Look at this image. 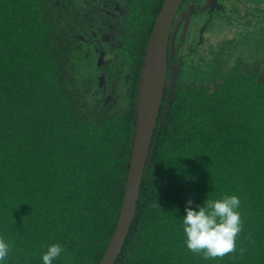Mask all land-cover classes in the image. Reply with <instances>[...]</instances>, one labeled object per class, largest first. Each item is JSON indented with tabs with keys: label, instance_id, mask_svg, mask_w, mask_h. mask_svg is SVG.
<instances>
[{
	"label": "trees",
	"instance_id": "1",
	"mask_svg": "<svg viewBox=\"0 0 264 264\" xmlns=\"http://www.w3.org/2000/svg\"><path fill=\"white\" fill-rule=\"evenodd\" d=\"M162 1L0 0L7 264H43L42 253L55 243L66 251L53 264L102 258L121 209L141 66ZM260 77L228 68L162 103L115 264H264ZM224 194L240 198L242 231L234 252L205 260L184 243L186 202Z\"/></svg>",
	"mask_w": 264,
	"mask_h": 264
},
{
	"label": "flooded vegetation",
	"instance_id": "2",
	"mask_svg": "<svg viewBox=\"0 0 264 264\" xmlns=\"http://www.w3.org/2000/svg\"><path fill=\"white\" fill-rule=\"evenodd\" d=\"M263 25L264 0H182L168 37L160 111L179 87L194 88L197 78L205 81L228 68L254 71L264 79V49L258 48Z\"/></svg>",
	"mask_w": 264,
	"mask_h": 264
},
{
	"label": "water",
	"instance_id": "3",
	"mask_svg": "<svg viewBox=\"0 0 264 264\" xmlns=\"http://www.w3.org/2000/svg\"><path fill=\"white\" fill-rule=\"evenodd\" d=\"M181 2L182 0L164 1L146 47L138 83L134 136L121 209L110 241L98 264L116 263L134 220L165 88L169 32Z\"/></svg>",
	"mask_w": 264,
	"mask_h": 264
},
{
	"label": "clouds",
	"instance_id": "4",
	"mask_svg": "<svg viewBox=\"0 0 264 264\" xmlns=\"http://www.w3.org/2000/svg\"><path fill=\"white\" fill-rule=\"evenodd\" d=\"M240 204L238 196L227 194L219 198H207L202 205L193 206V201H187L186 215L182 218L187 249L202 253L205 260L222 258L234 252L243 225L238 211ZM11 251L10 243L0 236V264H7ZM65 251L59 243L48 245L41 255L43 264H53Z\"/></svg>",
	"mask_w": 264,
	"mask_h": 264
},
{
	"label": "rangeland",
	"instance_id": "5",
	"mask_svg": "<svg viewBox=\"0 0 264 264\" xmlns=\"http://www.w3.org/2000/svg\"><path fill=\"white\" fill-rule=\"evenodd\" d=\"M84 71H85V69H84Z\"/></svg>",
	"mask_w": 264,
	"mask_h": 264
}]
</instances>
